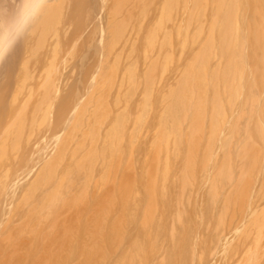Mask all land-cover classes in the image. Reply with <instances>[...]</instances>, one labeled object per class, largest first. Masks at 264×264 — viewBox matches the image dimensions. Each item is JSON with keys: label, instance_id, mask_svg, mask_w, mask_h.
<instances>
[{"label": "bare ground", "instance_id": "6f19581e", "mask_svg": "<svg viewBox=\"0 0 264 264\" xmlns=\"http://www.w3.org/2000/svg\"><path fill=\"white\" fill-rule=\"evenodd\" d=\"M173 1L175 4L178 2V0ZM184 1L191 3L190 7L187 5L186 8L187 20L183 27L181 26L184 33L180 34L184 39L180 36L179 43H176L183 48L180 50L181 48L178 47L180 50L178 54L181 51L186 54L184 59L183 55L179 56L180 59L182 58L180 63L183 71L180 75L178 91H175L171 103L158 104L159 113L152 114L147 112L150 109V95H146L143 103L136 106L134 95L139 84L133 82L134 79L133 81L129 79V84L125 87L128 100L124 102L123 108L119 105L121 100L117 99L118 107L122 108L121 113H87L89 96L99 92L97 90L103 79V64L107 61L104 49L107 43H104V35L100 36L94 49L87 37L89 23L102 18V26H106L105 34L111 33L107 51L115 49L119 44L116 31L120 37V26H122V34L127 33L121 13L110 12L113 8L109 3L119 2L118 0H0V242L11 236V226L22 218L20 223L24 222L25 232L40 234L41 230L30 223H38V226L43 220H47L58 200L51 195L43 202L40 209L36 208L28 194V185L30 184L31 190H36L39 181L42 184L54 175L59 161L71 152L73 133L85 124L82 121L84 115H90L89 122H92L94 127H105L107 133L99 139L103 142L102 146H106L107 143V148L95 146L97 144L90 145L84 154H80V160L74 163V168L85 169L84 164L87 160L90 170L85 171L86 177H89L94 169L98 174L99 188H105L111 183L119 195H126L128 190L124 171L130 166L122 167V162L130 161L127 165L132 164L135 159L132 156L138 151H135L137 145L133 131H137L138 138L141 135V128L145 125L151 127L153 132L148 135L149 152L143 159L144 163L149 164L151 161L157 168L154 174H150L149 167L146 171V180L150 182L149 200L143 202L138 199L137 204H134L135 197L131 199L134 206H140L142 209L138 226L143 231L141 240L134 239L131 249L119 248L122 252L121 257L108 264H194L195 254L197 264H209V256L204 253V240L197 231L199 228L209 230L212 221H215V227L211 230L214 233L213 241L216 242L214 247L218 251V253L216 251L218 256L215 255L216 262L213 260L212 264H264V215L257 216L258 223L253 225L251 233L246 234L250 237L238 243V249L237 246L231 247L230 244L226 253L224 250L226 244L219 243L218 234L227 225L224 213L230 200L223 202L222 206L226 205V207L219 209L218 192L223 193L228 184L231 185L230 187L234 186L227 159L226 165L220 163L215 177L208 179L207 175L206 177L204 175L211 159L209 148L219 138L222 128L229 124L234 102L237 103L238 100H240L239 104L250 102V109L255 103L252 112L264 113V0ZM193 1L197 2L196 9ZM172 7L173 3L170 2L167 11L168 21L172 20ZM141 17L130 11L125 19L133 24L136 32L128 53L134 66L139 63L137 52H141L140 46L143 43L147 52H151L164 46V42L167 45L172 44L170 37L173 38V34L169 31L170 34L169 32L164 34L167 39H159L160 41L155 39L150 33L154 24L144 35L141 32V35L142 27L140 28L138 24L137 28L136 24L138 22L136 18ZM51 19L54 23L48 30ZM102 31L104 32L103 28ZM186 52L189 54L187 55ZM75 53L78 55L76 60L73 58ZM90 54L92 59L94 57L95 68L97 67L95 80H98V83L95 82L97 87L94 89L89 88V70L92 62ZM179 57L177 55L176 59ZM50 59L51 62L48 63ZM177 61L179 60H174V63L176 64ZM145 62L153 63L150 57H147ZM118 64L120 59L114 62L115 66ZM46 65L49 66V71ZM178 65L177 62L176 66ZM74 72L76 76L73 75ZM261 96H263L262 104H257ZM130 110L134 112L130 113ZM75 117L78 122L74 120ZM86 127L85 139L99 142L91 123ZM233 130H236V125L233 126ZM126 131L129 132L125 134ZM255 136L264 139L262 127L256 126ZM203 140L206 142L202 149L200 143ZM220 143L223 144V141ZM226 146H229L228 142L224 144V147ZM80 149L81 147L76 151L79 152ZM72 155L73 160L78 156L75 153ZM196 158H200V162ZM197 160L200 167H196ZM80 162L84 163L78 164ZM175 164H181L182 167L177 169ZM172 170H175L174 173ZM194 172L199 173L197 178L204 176L205 180L202 178L201 181L210 180L205 184L203 182L204 187L203 184L201 185L202 194L206 196L203 197V200L205 198L203 209L200 207L201 209L196 210V207H193V211L190 212L191 209L189 211L187 208L190 212L188 213L184 205L182 210L178 202L180 200L177 201V196L174 195L176 215L172 221L175 223L173 226H176L167 232L163 228L158 210H165L166 207L169 176L172 175L171 173L180 176L182 180V183L180 182L182 193H180L183 195L184 189L187 190L188 187L190 189L194 185ZM115 173L121 174V178L117 180ZM25 180H28L29 184H26ZM244 180L248 182L250 177ZM234 187V194L242 195L241 201L237 203L243 208L246 207L243 194L249 184L244 186L239 183ZM158 194L161 197L160 202ZM181 194L180 198H182ZM233 200L236 203V199ZM188 202L186 198L184 203L188 205ZM102 204L104 206L109 204L110 208L117 207V203L108 195L102 197ZM118 209L119 212L127 215L123 223H118L121 229L127 224L126 222L131 224L135 222L136 208L134 212L124 208L128 214L122 208ZM229 212L235 213L230 208ZM238 213L240 216L243 210L240 209ZM29 215L30 217H27ZM38 215L40 217L36 222ZM184 215H190L188 218L195 216V223L199 218V226L192 228L184 225ZM91 221L94 225H98L99 222L104 224L103 220L97 221L96 217ZM195 223L194 225L197 224ZM84 227L89 226L84 225ZM161 228L165 229L164 233H168L169 236L167 234L165 236L170 238L168 241L171 243H167L170 246L160 244L162 240H159L160 236L157 237L156 232L162 230ZM228 228H231V225ZM17 234L16 232L11 238ZM158 234L160 235V231ZM109 236L111 242L109 240L108 244L110 243L111 248L110 245L98 243L97 239L87 235L84 240L72 241L70 245L68 244L66 252L77 253L85 264H100V261L97 263V260L92 259H96L94 255L108 254L110 249L113 252L112 246H119L122 241L117 236L113 241L115 237L112 233ZM145 236V241L148 242L147 248L142 241ZM51 245L56 250L64 251L57 243L52 242ZM103 245L107 246V250L102 248ZM165 246L166 250H164ZM37 247L34 243L35 256L39 254ZM231 251H237L238 254L233 257ZM203 253L207 259L204 258ZM12 258L15 257L10 256L7 264H12L13 261L19 262L18 258ZM100 258L103 261L105 257ZM37 259L39 258L35 257L34 260ZM67 260V258L48 256L44 259V263L67 264ZM91 260L94 262L92 263Z\"/></svg>", "mask_w": 264, "mask_h": 264}, {"label": "rangeland", "instance_id": "374dc122", "mask_svg": "<svg viewBox=\"0 0 264 264\" xmlns=\"http://www.w3.org/2000/svg\"><path fill=\"white\" fill-rule=\"evenodd\" d=\"M118 1L119 2L109 3L113 8V10L110 12L121 13V19L122 21H124V28L127 33L122 34V26H120V37L118 36V31H116V39L119 44H117L115 49H110L107 51V44L110 40L111 33L109 35L105 34L106 26H102V18L100 20L95 19L94 21L89 23L87 37L94 49L95 47H97L100 36L104 35V43H107L104 47L105 55L107 54V61L103 64V79H101V84L99 85L100 88L97 90L99 92H95L94 94H92V96H89V100L87 102V113H121V110L123 108L122 106L125 105L124 102L128 100L125 87L129 84V79H134V81H132L139 84V88L134 95L136 106H140L143 103L145 96L150 95V109H148L147 112L152 114L159 113L157 105L160 103L164 105H166L167 102L171 103L175 91H178V86L180 83L179 79L183 71L180 60L182 61V58L186 56V54L184 55V51H181L180 54L183 56L180 59V54H178V51L182 50L183 48L182 46H177L176 43H179L178 41L180 36H183L181 34H183L184 31L182 33L183 28L181 29V26L183 27L185 20H187L186 8L187 5L190 7L191 2L178 0V2H176L175 4L173 0ZM170 2L173 3V14L171 15L172 20L170 19V21H168L167 11H169ZM194 3L196 9L197 2L193 1V4ZM109 4L107 5L108 11ZM108 11L107 14H109ZM130 11L134 12L138 17L142 16L141 18H136V21H138L136 24L137 28L138 24L140 28L142 27V30L140 29V33L142 32L143 35L145 32H147V30L150 29L153 24L154 28L150 33L153 34L155 39H167V37H164L165 32L170 31L171 34H173V38H171L172 36L170 37L172 44H168L170 45V47H168V45L164 42L165 45L160 49L157 48V50L147 52L144 43L142 44V46L139 45L141 52H137L139 62L137 66H134V63L131 62L132 59L128 56V53L131 49L132 38L136 37V32L133 24L125 21L127 16L130 14ZM103 21H105L104 18ZM158 21H160V24H158ZM53 23L54 21L53 19H51V21H49L48 23L50 26V28L48 27V30L51 29ZM102 28L104 29V32L102 31ZM182 38L184 39V36ZM178 47H180L181 49L179 50ZM146 52L147 56L145 54ZM48 54L50 55V52ZM188 54L189 53H187V55ZM74 55H76V53ZM74 55L73 58L74 60H76L78 58V55H76V57ZM177 55L179 57L178 59H176ZM147 57H150L153 63H146L145 60H147ZM119 59L120 64L115 66L114 62ZM174 60H179L177 61L179 63L178 66H176L177 62L175 64ZM49 62H51V59L48 61V63ZM48 65H46V67H48L47 71H49ZM96 68L93 57L89 70V88L91 89L97 87L95 83L96 81L98 83V80H95ZM41 75L42 73L40 74V77ZM73 75L76 76V73L74 72ZM118 98L121 100V103H119V105L122 108L118 107L117 105ZM262 100L263 96L259 97L257 104H262ZM239 102L240 100H238L237 103L234 102L233 111L231 113L232 117L229 120V124H226L222 128L219 138L216 140L215 144L209 148L211 159L207 164L206 174H204L205 177L207 175L208 179H212L218 174L220 163L223 162L225 164L227 159L231 169L233 185L236 186V184L240 183L246 186L249 184V187L246 189L245 194H243L246 202V207L244 208L242 207V205H239L237 203L241 201L242 195L237 196V194H234V186L230 187V184H228V186L230 185L229 188L228 186H225L224 192L226 189L228 191L225 192L226 194L224 192H218L217 200L219 201V209L226 207V205L222 206V203L226 202L228 199L230 200V204L227 205V211L224 213V219L226 220L225 223L227 225H231V228H228L229 226L226 225L224 229H222V231L218 234L219 243L226 244L224 245V250L226 253L230 244L231 247L237 246L238 249V243H242L244 238L250 237L246 236V234L253 231L252 227L256 223H258V217L260 215H264V139L257 138L255 136L257 125L259 127H262L264 134V113L252 112L255 103L250 109V102H241L240 104ZM130 111V113H132V111L134 112V110ZM136 111H138V109ZM74 120L78 122L77 117H75ZM89 120L91 121L90 115H84V119L82 121L83 123H85L83 124L85 126H80L76 130V132L73 133V142L71 144L72 148L70 149L71 152L67 153L66 156L59 161V164L55 168L54 175L48 181H45L42 184L39 181L37 183V189L31 190L28 180H25L26 184H29L27 189L28 194L32 198L36 208L40 209L43 202L45 200L47 201L48 197L51 195L55 196L58 202L50 211V216L47 220H43V222H40L41 224H39L38 226V223H30L31 225H35L37 229L41 230L39 235L25 232V230L23 229L24 222L20 223L23 218L20 221H17L18 223H15L14 226H11V236L16 234V232L18 234L13 238H11V236H7L3 240H1L0 264H7V262H9L8 258L10 256H14L19 260V262L13 261L12 264H45L44 259L48 256L59 259L67 258V264H85L81 261V257L77 253L66 252L68 244L70 245L72 241L79 242L86 239L87 235H91L94 239L98 240V243L106 244L108 246L110 245V243L108 244L110 240L109 234L112 233V236L115 237L113 241L116 240V236L120 237L122 240L121 244L119 246H112V249L114 248L112 250L113 252H111L110 249V252L107 251L108 254L96 253L94 255L96 259L92 258L94 261L97 260V263L100 261V264H108L109 262L114 261V259L117 260L121 257L122 252H120L119 248L122 247L123 249H131L134 239L138 241L141 240V233L143 231L139 229L138 226L142 215L140 210L142 209L140 208V206H134L131 199L132 197H135L134 204H137L138 199L143 200V202L149 200L148 193L150 189V182L146 180V171L149 167L151 169L150 174H154V170L156 171L157 168H155L154 163H152L151 161L149 164L148 162L144 163L143 159H145L146 154H148L149 152L148 135L153 133L151 132L152 129L151 127H148L146 125L143 126L141 128V135H139L140 138H138L137 136V131H133L134 141L137 145V149L135 151H138L132 156L135 157V159L133 158L134 160L131 162L132 164L127 165V163H130V161L122 162V167L125 166L126 168V166H130L127 171H124V175L126 176L124 178L126 179L128 190H126V195H119L115 189V186L111 183L106 185L105 188H99L97 180L98 174H96V171L94 169L91 172L90 176L86 177L85 171L87 169L90 170V167L87 164V160L84 164L85 169L77 170L74 168V163L80 160V154H84L90 145L97 144L95 146H102L103 142L100 139L104 133H107L104 126L94 127V124L92 122H89ZM89 123H91L92 127H94V131L96 132L95 135L97 136V138H100L99 142L97 143L90 142L85 139L87 128L86 126L89 125ZM234 125H236L235 131L233 130ZM129 131H126L125 134H127ZM205 138L206 136L204 137V139ZM221 141H223V144L220 143ZM125 142L124 144H126ZM205 142V140H203V142L201 141V148L205 145ZM226 142H228V147H224V144ZM124 144L122 143V146ZM105 145L107 146V143ZM106 146L103 145L102 147L106 149ZM80 147L81 149L79 150V152H77L76 149ZM201 148L200 151L204 147L202 149ZM124 149L127 150V148ZM74 153L78 156H75L73 160L71 159V155ZM196 159H198L200 162V158ZM198 160L196 161V167H200V163L198 162ZM82 163L84 162H80L78 164ZM175 167L181 168L182 166L181 164H175ZM173 171L175 170H172V172ZM173 173H171L172 175L170 174L171 176H169L170 178L167 184L168 195L165 210H158V214L161 215V222H163V228H165L167 232L172 228H175L176 226H173L175 223H173L172 221L174 215H176L175 200H180L178 202L181 204L182 210L183 205L185 210H187L188 208L190 211L191 209L190 212H192L195 207L196 210L201 208L203 209L202 205L205 202V198L203 200V197L205 196V194H202V188L208 181H201L200 179L204 178V176L197 178V174L199 173L194 172V185H192V188L190 189L188 187L187 190H183V198V195L181 194L182 191H180L182 188L180 182L182 183V180L180 179V176L178 174L173 175ZM120 175L121 174L119 173H115V177L117 180L121 178ZM246 177H250V180L248 182L244 180ZM202 180H205V178ZM202 184L203 187H201ZM180 194L182 195V198H180ZM104 195L110 196V199L117 203V207L110 208L109 204L104 206V204H102V197ZM174 195L177 196L175 200ZM186 198H188L189 201L188 205L184 203ZM160 199L161 197L158 194L159 202ZM233 199H236V203ZM118 208H122L126 214L128 213L124 208L129 209L131 212H134L136 208L135 222H132L133 224H131L130 222H126L127 224L124 225V227L121 229L118 226V223H123L126 220L127 215L119 212ZM229 208L232 211H235V213L231 214L229 212ZM25 209L28 210L27 208ZM240 209L243 210V213L238 216V212ZM26 210L24 211L26 212ZM189 211L188 213H190ZM26 213L28 214V212ZM188 216L190 215H184L183 217L184 225H189L192 228H196L195 226H199V216H197V224L195 223V216H191L190 218H188ZM27 217H30V215ZM39 217L40 216L38 215V217L36 218V222ZM93 217H96L97 221L103 220L104 224L99 222L98 225L96 224L97 226L94 225V223H92L91 221ZM39 221H41V218L39 219ZM90 222L92 224V228ZM194 223L196 225H194ZM84 225H88L89 227L85 228ZM102 226H104V228H102ZM214 227L215 221H212L209 226V230L206 231L205 229L199 228L197 231L198 235H201V238L204 240V253H207V257L209 256L208 261H210V263H213V260H215L216 262L215 257L218 256L216 255L217 249L216 247H214V244H216V242L213 241L214 233L213 231H211ZM162 230H159L160 235L158 234L159 231L156 232V236H160L159 240H162V243L160 244H167L169 243L168 240H170V238L168 237L169 235L168 233H164V230L163 232H161ZM161 233H164V235H162ZM166 234L168 235L167 237L165 236ZM33 237H35V239ZM107 237H109V239H107ZM145 239L146 236L142 239V241L144 242L143 245L146 244L144 247L147 248L148 242L147 240L145 241ZM104 240H106L107 242L105 243ZM52 242L61 245L64 251L56 250L51 245ZM34 243H36L38 246L37 248L39 254L37 256H35L36 253L33 251ZM158 243L159 242H157L156 238V244L158 245ZM106 245L102 246L104 250H107ZM166 246L164 247V250H166L170 245H168L167 247ZM115 248L117 250H115ZM204 253V258H206ZM231 254H234V257L238 254V252L231 251ZM194 256H196V254ZM194 256L193 263L197 264L196 257ZM35 257H38L39 259L34 260ZM100 257L105 258L102 259L103 261H101ZM107 258H109V260H107ZM93 260H91L92 263L94 262Z\"/></svg>", "mask_w": 264, "mask_h": 264}]
</instances>
